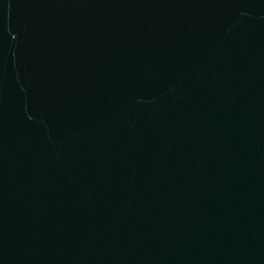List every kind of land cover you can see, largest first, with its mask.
<instances>
[{
    "label": "water",
    "instance_id": "water-1",
    "mask_svg": "<svg viewBox=\"0 0 264 264\" xmlns=\"http://www.w3.org/2000/svg\"><path fill=\"white\" fill-rule=\"evenodd\" d=\"M0 264H264V0H0Z\"/></svg>",
    "mask_w": 264,
    "mask_h": 264
}]
</instances>
